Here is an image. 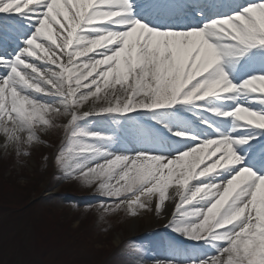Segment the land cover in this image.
Returning a JSON list of instances; mask_svg holds the SVG:
<instances>
[{
    "label": "snow or ice",
    "instance_id": "6c2138e0",
    "mask_svg": "<svg viewBox=\"0 0 264 264\" xmlns=\"http://www.w3.org/2000/svg\"><path fill=\"white\" fill-rule=\"evenodd\" d=\"M56 129L102 217H168L153 264H264V0H0V147Z\"/></svg>",
    "mask_w": 264,
    "mask_h": 264
},
{
    "label": "rangeland",
    "instance_id": "374dc122",
    "mask_svg": "<svg viewBox=\"0 0 264 264\" xmlns=\"http://www.w3.org/2000/svg\"><path fill=\"white\" fill-rule=\"evenodd\" d=\"M40 135L41 142L22 160L0 147V264H153L159 259L151 257L152 250L175 235L165 227V216L152 211L133 217L121 210L102 217L93 189L63 179L55 167L63 130ZM25 185L36 204L18 219L12 211L27 197L20 189ZM16 235L29 243L25 249L13 241Z\"/></svg>",
    "mask_w": 264,
    "mask_h": 264
},
{
    "label": "trees",
    "instance_id": "16d2710c",
    "mask_svg": "<svg viewBox=\"0 0 264 264\" xmlns=\"http://www.w3.org/2000/svg\"><path fill=\"white\" fill-rule=\"evenodd\" d=\"M10 181V180H9ZM29 184H32L31 182H28ZM33 185V184H32ZM21 190H24L25 192H27L26 194H24L25 196H27V197H24V199L22 200V204L21 203H19L18 202V204H17V206H20L21 208H19L18 210H14V211H12L13 212V215H15L16 217L15 218H18V219H21V217H22V215H20V213L21 212H23V211H27L28 209H30L31 207H33L35 204H36V202H34V201H30V194H29V191H28V189L26 188V185H25V187H21L20 188ZM29 201H30V203H29ZM10 201H8V204H10L9 203ZM29 203V204H28ZM31 215V214H30ZM10 220H14L13 218H10ZM30 223H31V227L33 228V230L34 231H38L39 230V224H35L32 220H31V217H30V219L28 220ZM19 222V221H18ZM14 225H16V224H14ZM16 226H18V225H16ZM23 239V238H22ZM20 240V239H18V237H17V235L14 237V239H13V241H15L16 242V244H21V247H22V245L24 246V249L27 247V245L29 244H27L26 242H23V240ZM35 242L37 241V240H34ZM42 244V243H41ZM25 245H26V247H25ZM43 245H45V244H43ZM42 245V246H43Z\"/></svg>",
    "mask_w": 264,
    "mask_h": 264
},
{
    "label": "bare ground",
    "instance_id": "6f19581e",
    "mask_svg": "<svg viewBox=\"0 0 264 264\" xmlns=\"http://www.w3.org/2000/svg\"><path fill=\"white\" fill-rule=\"evenodd\" d=\"M171 210H172L171 208L168 209L169 212H170ZM167 218H168V217L165 216V219H164V220L167 221ZM135 222H136V221H135Z\"/></svg>",
    "mask_w": 264,
    "mask_h": 264
}]
</instances>
